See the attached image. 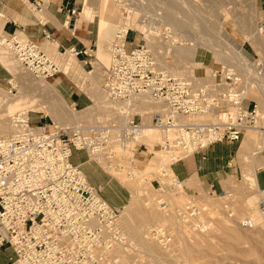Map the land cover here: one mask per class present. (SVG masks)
<instances>
[{
    "label": "rangeland",
    "instance_id": "rangeland-1",
    "mask_svg": "<svg viewBox=\"0 0 264 264\" xmlns=\"http://www.w3.org/2000/svg\"><path fill=\"white\" fill-rule=\"evenodd\" d=\"M57 1L7 0L6 11L1 13L5 20L15 17L7 13H20V18L24 19L17 31L9 34L3 29L0 37L10 39L16 35L21 39L36 41L61 69L52 78H37L15 60V54L7 43L0 44V92L9 96L20 92V98L14 100L9 113L6 112L10 116L24 110L30 114L34 125L47 124L51 128H74L97 120H106L111 125L120 126L125 120V116L119 114L118 109H122L126 114L141 115L144 123L152 126L150 113L155 112L154 109L138 112L132 107L131 110V101H113L105 96L103 90L105 69L111 61V42L119 25L125 21L130 27L138 22L139 27L131 28L142 32L144 37L147 32H154L149 35H153V45L146 44L154 50L161 67L165 59L170 57V51L166 57L168 54L165 50L164 54L162 50L159 52L160 49H165L168 44L190 46L200 39L202 44L197 47L193 60L189 57L183 60V67L187 69L181 66L178 68L177 65L169 72L198 82H208L213 80V70H220L228 65L236 66V71L248 84L247 98L258 104L259 117L264 122V0H90L91 9L87 8L84 15L91 16L92 21H87L83 33L78 36L85 38L87 52L76 57L79 64L70 54V49L75 47L66 44L68 39L61 41L66 36H74L72 29L80 17L79 26L84 24V15L81 16L84 0H78L70 26H65L64 21L58 22L52 11L51 6ZM39 11L45 12L42 14ZM104 18H108L107 23L112 28L100 46L98 24ZM56 28L59 31L54 33ZM166 28L168 36L163 35ZM128 39L129 45L138 42L137 32H131ZM55 43L58 48L54 47V51H51L48 47ZM249 62H252V67L248 75L244 63ZM58 77L62 78L57 84L62 93L60 94L74 104L62 107L64 117L60 119V125L56 123L57 119L53 117L52 111L57 106V92L43 86L47 83L55 84ZM142 97H146L149 106L153 103L158 104L157 106L163 104L151 99L149 95L138 98ZM161 109H165L164 104ZM78 110L85 111L78 113ZM195 119L211 121L214 117L198 116ZM10 124L8 120L7 125ZM115 132L117 131H112L113 134ZM261 132L254 129L246 132L245 136L254 135V143L248 151L249 159L243 155L241 159L244 163H241L236 158V153L233 159L235 171L224 183V190L216 192L204 186L197 178L188 181L178 178L185 183L184 188L179 182L177 186H170V181L176 178L166 175V165L169 164L170 167L172 161L170 156L160 153V140L167 134L157 129L160 139L144 141L141 137L138 151L130 157H126L117 147L118 153L111 159L114 166H110L109 160L105 158L96 159L86 151L77 152L73 161L81 166L101 197L118 210L119 224L130 237L133 247L129 246L130 249L122 254L123 264H264V231L240 226L241 215L252 213L248 200L251 197L258 200V191L264 188L259 185L258 188L248 189L244 181L247 174H254L255 170L257 173L258 167L263 166L257 160L264 156V150L252 153L255 144L264 142V131ZM168 136L173 137L175 134L169 132ZM243 140L235 143L237 152ZM189 159L190 157L182 162ZM116 164L123 168H116ZM160 180L164 183L163 186ZM189 202L201 207L200 214L203 215V223H207V228L195 223L196 220L198 222V217L186 218L184 212ZM226 205L228 209L225 208ZM134 225L137 226L136 229ZM155 227L166 229L170 233L169 244L164 245L157 240L152 233ZM150 230L154 239L150 236ZM148 242L151 243V248L146 247ZM9 256L10 251L1 252L0 264H8Z\"/></svg>",
    "mask_w": 264,
    "mask_h": 264
},
{
    "label": "built area",
    "instance_id": "built-area-1",
    "mask_svg": "<svg viewBox=\"0 0 264 264\" xmlns=\"http://www.w3.org/2000/svg\"><path fill=\"white\" fill-rule=\"evenodd\" d=\"M125 23L119 25L111 45L103 90L114 101L149 95L164 104V110L150 113L151 125L167 134L160 150L170 156L171 168L189 157L206 159L214 144L241 142L248 130L264 131L258 104L247 98L248 84L234 67L213 70L208 82L172 74L160 66L143 33ZM164 31L167 35V28ZM131 32L139 37L133 45L128 43ZM0 39L37 78L60 73L59 65L36 41L16 35ZM70 50L76 57L81 54ZM198 116L214 119L198 121ZM11 124L13 131L0 137V253L10 251L8 264H123L118 250L126 252L133 246L119 224V212L101 197L73 158L86 151L114 166L111 159L117 147L126 157L134 155L147 126L142 116L128 114L120 126L97 120L74 128H51L34 125L30 114L20 111L11 117ZM169 132L175 136L169 137ZM178 182L177 177L170 186ZM258 210L264 231V188L258 191ZM200 213L201 207L190 202L184 215L195 219ZM240 226L258 227L251 219ZM153 229L157 240L169 244L166 229Z\"/></svg>",
    "mask_w": 264,
    "mask_h": 264
},
{
    "label": "crops",
    "instance_id": "crops-1",
    "mask_svg": "<svg viewBox=\"0 0 264 264\" xmlns=\"http://www.w3.org/2000/svg\"><path fill=\"white\" fill-rule=\"evenodd\" d=\"M6 3H7V0H0V31H3L4 29L6 33L11 34L12 32L17 31L18 28L22 25L21 21L24 19V17L20 18V13H16L15 11L16 15H12V13L10 14L7 13V15L9 16H15L12 20L3 19L5 18V16L1 13H4L6 11L5 10V8L7 7ZM83 5H84V9L81 12V15H84L86 11L85 10L86 9L85 0H84ZM77 6H78V0H58L57 2H54L51 7H52V11L57 16L58 22L64 21L65 26H67L68 24L70 26L72 19L75 15V8ZM87 8L91 9V6H88ZM39 12L43 14V12L45 11H39ZM107 19L108 18H104L98 24V35H99L100 25L104 22H107ZM12 21L14 22V24H12ZM87 21H92V17L91 16L87 17L86 20L84 21V24H81L80 26H78L77 29L75 28L76 30L72 29L74 36H66V38L64 37L63 41H61V42H64L65 39H68L66 40V44H68L69 46L75 47L78 51H81V54L87 52V45L85 43L86 42L85 38H81L78 36H81V34L83 33L84 27ZM58 31H59L58 28H56L54 30V33ZM67 37H70V38H67ZM98 44H99V41H98ZM54 47L58 48V44L55 43L49 46L48 48H50L51 51H54ZM70 54L72 53L70 52ZM72 56H74V60L76 61V63L79 64L78 60L76 59V56L73 54ZM67 72L70 73L69 71ZM61 81H62L61 77H58L55 79L56 88H57V84H59ZM65 100L67 101L68 104H71L70 102H72L71 100H67L66 98ZM71 105L74 106L73 103ZM243 139L244 140L238 152L236 151L237 146L235 143H227V142L217 143V144H214L206 152V159H202L200 156H193V157H190V159L185 162L181 161V162L175 163L172 165V168H171L172 173L174 174L176 179L178 177L181 180L188 181V180H195L197 178L198 180L202 182L204 186H207L208 188L214 189L216 191L217 190L223 191L224 183L226 182L230 174L233 171H235L234 170L235 164H233V159H234L235 154L237 153L236 158L239 159L241 163H244L243 160L241 159L243 155L247 156L249 159L248 151L254 143V135L252 137V134H248L247 136H244ZM247 139H249L250 141ZM263 150H264V142L259 141L257 145L255 144V148H253L252 153L253 154L261 153ZM257 162L258 164H262L263 166L258 167L257 173L253 167V164H252V168L255 170L254 175L257 180L258 187L259 185L264 187V156L258 157ZM252 168H248V169L252 170ZM179 183H181L184 188L185 183L181 181H179Z\"/></svg>",
    "mask_w": 264,
    "mask_h": 264
},
{
    "label": "bare ground",
    "instance_id": "bare-ground-1",
    "mask_svg": "<svg viewBox=\"0 0 264 264\" xmlns=\"http://www.w3.org/2000/svg\"><path fill=\"white\" fill-rule=\"evenodd\" d=\"M157 1V0H156ZM165 1V0H164ZM174 2H175V0H174ZM163 3V2H162ZM89 4H91L90 3V0H85V10H87V7L89 6ZM166 4V3H165ZM168 4V3H167ZM82 16V15H81ZM156 17V16H155ZM81 18V17H80ZM78 19V21H77V25L75 26V28L77 29V27L79 26V24H80V20L81 19ZM83 19H84V21L86 20V18H87V16H83L82 17ZM111 23V22H110ZM131 23H132V21H131ZM131 27H139V24H138V22H136V23H133V25L131 26ZM74 28V29H75ZM112 27L111 26H109L108 25V23L107 22H104V23H102L101 25H100V27H99V44H100V46H102V44L101 43H103V41H104V39H105V36L107 37V35H108V32L110 31V29H111ZM75 29V30H76ZM119 29V28H118ZM117 29V30H118ZM125 29H127V28H125ZM151 30V29H150ZM249 30V29H248ZM152 31V30H151ZM107 33V34H106ZM150 33L151 34H154V32H147V34L145 35V37H144V39L146 40V43L150 46H152L153 45V43H152V36H150L149 37V35H150ZM156 33V32H155ZM110 35V34H109ZM116 37H117V31H116V34H115V36H114V38L112 39V42H111V45L113 44V42L115 41V39H116ZM203 40V39H202ZM207 42V40L205 41V43ZM6 42L5 41H2L1 39H0V44H5ZM202 44V41L200 40V39H197V42H195V44L194 45H190V46H177V45H173V44H171V45H167V47L164 49H157V47H156V50H159V52L161 51L162 53L164 52L163 50H165V52H166V54H168L169 53V51H170V57H168L169 56V54L168 55H166V57H168V59L166 58L165 59V61L163 62V64H162V67L164 68V69H167L168 70V72L169 71H172V68H173V66L175 67V66H177L178 65V68H179V66H181V68L184 66V63H183V60L186 58H188L189 57V59L190 58H192V60H193V57L195 56V53H196V50H197V47H199L200 45ZM7 45H8V43H7ZM158 45V44H157ZM180 45V44H179ZM158 46H160V45H158ZM174 46H176V47H174ZM207 46H208V44H207ZM220 47V46H219ZM151 48V47H150ZM160 48H162V46L160 47ZM176 48V49H175ZM215 50V49H214ZM220 51L222 50V49H219ZM219 50H218V53H219ZM217 51V50H216ZM70 52H71V50H70ZM164 52V53H165ZM222 52V51H221ZM220 52V53H221ZM72 53V52H71ZM163 53V54H164ZM172 53V54H171ZM73 55H74V53H72ZM74 57V56H73ZM165 58V57H164ZM17 62H19L17 59H15ZM20 63V62H19ZM194 64H197V65H201V63H199V62H194ZM244 65H245V70H246V72H247V74L249 75L250 74V70H251V67H252V62H249L248 64H245L244 63ZM246 65H249L250 67H247ZM230 65H228V67H229ZM232 67H234V69H236V66H232ZM184 68H186V67H183V69ZM173 69H175V68H173ZM187 69V68H186ZM244 70V71H245ZM186 71V70H185ZM187 71H189V70H187ZM182 72V71H181ZM90 73V72H89ZM261 73V72H260ZM212 74H213V72H212ZM259 76V75H258ZM258 76H256V77H258ZM262 77V76H261ZM42 79H47V78H42ZM258 79H260V78H258ZM261 79H263V77L261 78ZM259 81V80H258ZM261 81V80H260ZM259 81V82H260ZM262 82L264 83V80H262ZM39 84V83H38ZM40 85H42L41 83H40ZM44 87H45V89H51V90H54L55 92H57V99H58V102L56 103V108H54L52 111H53V117L54 118H56L57 120H56V123L58 124V125H60L61 123H62V121L60 120L62 117H64L63 116V113H62V107H66L67 105H68V103L66 102V100H65V98L60 94V92H59V90H57V88L55 87V84L53 83V84H49V83H47V85H43ZM47 86V87H46ZM38 87L40 88V86L38 85ZM43 88V87H42ZM248 88L249 87H247V93H248ZM43 90V89H42ZM105 96H107L106 94H105ZM18 98H20V92L19 93H16V94H13V95H5V94H3L2 92H0V110H1V113H0V137L1 136H6V135H8L9 133H11L12 131H13V127H12V124H10V126H8L7 124H8V120H9V122L11 123V117H12V115L10 116V114H8L9 112L8 111H10V109L12 108L11 106V104H13L14 102V100L16 101ZM56 99V100H57ZM112 100V99H111ZM114 101V100H113ZM117 102H119V101H117ZM128 102H130V101H128ZM131 102H134V103H129L130 104V108H131V110L134 108L136 111H140V112H144V111H146V110H151V109H154V111H162V109H161V107H163V104H162V106L160 107V106H157L155 103H153V105H148L149 103H147L148 101H146V97H142V98H136V99H134L133 101H131ZM151 104V103H150ZM155 104V105H154ZM14 105V104H13ZM128 105V104H127ZM18 106V105H17ZM16 106V107H17ZM133 107V108H132ZM127 108H129V106L127 107ZM258 109H259V106H258ZM119 110V114L120 115H124L125 116V118H126V116H127V114H126V112L124 113V112H122L120 109H118ZM14 111H15V109H14ZM13 110L11 111V112H14ZM22 111H24V110H22ZM85 110H78V113H81V112H84ZM6 112H8V113H6ZM18 112H20V111H18ZM24 112H26V111H24ZM110 112V111H109ZM17 113V112H16ZM15 113V114H16ZM27 113V112H26ZM76 113H77V111H76ZM13 114V113H12ZM258 114H259V110H258ZM14 115V114H13ZM74 116V115H73ZM118 117V116H117ZM68 119V118H67ZM148 126V125H147ZM145 127V129H144V131L142 132V135H141V137L142 138H144V141H149V140H151V141H154V140H157L158 138L160 139V134H158V133H156V128H154V127H152V126H148V127ZM141 137H140V139H141ZM253 139V138H252ZM164 140V138H161V142ZM246 140V139H245ZM247 140H249V139H247ZM250 141V140H249ZM246 142V141H245ZM248 146V145H247ZM160 151V150H159ZM239 152H241V151H239ZM160 153H162V151H160ZM240 156V155H239ZM161 157V156H160ZM170 161H171V158H170ZM166 168H167V170H166V175H168V176H170L171 178H174V175H173V173H172V171H171V169H170V167H169V164L168 165H166ZM253 173V172H252ZM244 181H245V185L247 186V188L248 189H254V188H258V184H257V180H256V178H255V175L254 174H247L246 175V177H245V179H244ZM254 198L253 197H251L249 200H248V206H249V208H250V210L252 211V213H250V214H243V215H241V222H244L245 220H247V219H251L252 221H254L256 224H257V228H260L261 229V225H260V222H261V217H260V213H259V210H258V200H256L255 201V204H254ZM190 203V202H189ZM228 206V205H227ZM226 208V207H225ZM202 209H204V208H202ZM202 214V213H201ZM197 215V219H198V222H197V220L195 221V223L196 224H201L202 225V228L204 227H206V224L207 223H203L205 220H204V217H203V215ZM204 220V221H203ZM207 222V221H206ZM135 229L137 228V226H133ZM207 228V227H206ZM150 229V228H149ZM130 238V237H129ZM145 245H146V243H145ZM151 243L150 242H148L147 243V245H146V247L148 246V247H150L151 248ZM153 246V245H152ZM154 248V247H153ZM129 249V248H128ZM127 249V250H128ZM148 249V248H147ZM118 252L119 253H121V254H123V253H126V252H122V250L121 249H119L118 250ZM151 257V256H150ZM154 264H156V263H154Z\"/></svg>",
    "mask_w": 264,
    "mask_h": 264
}]
</instances>
